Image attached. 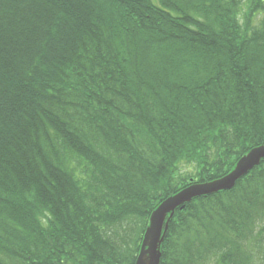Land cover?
Listing matches in <instances>:
<instances>
[{
	"label": "trees",
	"instance_id": "1",
	"mask_svg": "<svg viewBox=\"0 0 264 264\" xmlns=\"http://www.w3.org/2000/svg\"><path fill=\"white\" fill-rule=\"evenodd\" d=\"M263 145L264 0H0V264H135ZM161 251L264 264V161Z\"/></svg>",
	"mask_w": 264,
	"mask_h": 264
},
{
	"label": "water",
	"instance_id": "2",
	"mask_svg": "<svg viewBox=\"0 0 264 264\" xmlns=\"http://www.w3.org/2000/svg\"><path fill=\"white\" fill-rule=\"evenodd\" d=\"M263 161L264 145L252 149L242 157L234 170L226 176L207 183H191L164 200L150 217L135 264H161L162 244L175 212L196 199L233 190L238 181L249 175Z\"/></svg>",
	"mask_w": 264,
	"mask_h": 264
},
{
	"label": "bare ground",
	"instance_id": "3",
	"mask_svg": "<svg viewBox=\"0 0 264 264\" xmlns=\"http://www.w3.org/2000/svg\"><path fill=\"white\" fill-rule=\"evenodd\" d=\"M232 172V171H231ZM193 183V182H192ZM177 194V193H176Z\"/></svg>",
	"mask_w": 264,
	"mask_h": 264
}]
</instances>
